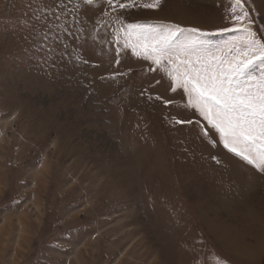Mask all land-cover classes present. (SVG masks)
I'll list each match as a JSON object with an SVG mask.
<instances>
[{
  "label": "rangeland",
  "instance_id": "obj_1",
  "mask_svg": "<svg viewBox=\"0 0 264 264\" xmlns=\"http://www.w3.org/2000/svg\"><path fill=\"white\" fill-rule=\"evenodd\" d=\"M52 3L0 0V264H264V174L150 61L116 55L105 0L37 22ZM231 4L162 0L125 19L200 29L215 50L239 35L220 31ZM245 6L264 37V0Z\"/></svg>",
  "mask_w": 264,
  "mask_h": 264
},
{
  "label": "snow or ice",
  "instance_id": "obj_2",
  "mask_svg": "<svg viewBox=\"0 0 264 264\" xmlns=\"http://www.w3.org/2000/svg\"><path fill=\"white\" fill-rule=\"evenodd\" d=\"M96 3L97 0H83L86 7ZM105 3L110 12L103 8L96 11H103L104 15L115 13L112 35L116 55H120L121 48L130 49L133 56L150 61L149 71L162 72L171 91L182 90L187 107L207 122L205 127L210 126L218 134L219 142L228 152L264 174V37L258 38L253 30L245 0H232L228 19L234 27L220 30L239 35L215 50L210 41L192 38L208 35L200 29H184L164 22L126 21L125 15L131 10H155L162 0H105ZM64 9V0H53L46 11L35 9L33 18L47 26L50 20L60 19ZM68 34L78 38L71 28L66 29L65 37ZM38 39L41 41L38 48L44 50V41L50 39L48 33L41 29ZM47 48L50 50L51 45ZM175 122L193 123L179 118ZM213 159L222 163L217 157Z\"/></svg>",
  "mask_w": 264,
  "mask_h": 264
}]
</instances>
